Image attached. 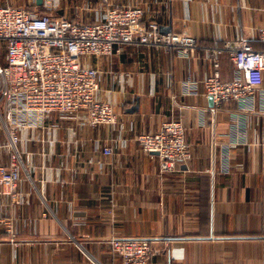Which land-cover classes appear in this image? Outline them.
<instances>
[{
    "label": "crops",
    "instance_id": "obj_1",
    "mask_svg": "<svg viewBox=\"0 0 264 264\" xmlns=\"http://www.w3.org/2000/svg\"><path fill=\"white\" fill-rule=\"evenodd\" d=\"M111 2L140 5L142 23L186 30L201 47L182 56L177 48L129 43L113 56L85 57L100 69L98 96L113 103L120 122L111 129L82 118L72 135L67 126L75 122L53 115L56 133L39 130L22 141L23 201L0 187V264H123L113 236L155 239L161 251L150 264H264V109L216 106L204 86L213 70L207 47L240 38L263 47L264 0ZM7 4L72 21L104 19L102 0H0ZM220 62L222 78H233L227 53ZM187 79L196 81L195 93ZM171 116L184 121L194 156L162 173L157 153L144 151L137 135ZM7 140L0 127V144ZM226 147L231 171L207 172L219 169Z\"/></svg>",
    "mask_w": 264,
    "mask_h": 264
},
{
    "label": "built area",
    "instance_id": "obj_2",
    "mask_svg": "<svg viewBox=\"0 0 264 264\" xmlns=\"http://www.w3.org/2000/svg\"><path fill=\"white\" fill-rule=\"evenodd\" d=\"M102 2L104 19L90 21H72L24 5H0V44L4 47V58L0 59V127L8 137L0 144V187L4 194L23 201L19 186L25 177L23 171L28 170L21 143L39 130L56 133L58 122L49 121L53 115L75 122L67 126L72 135L82 118L93 127L115 129L119 124L113 103L98 96L100 69L85 57L113 56L129 43L166 51L177 48L182 56L197 53L201 47L186 30H162L154 19L142 23L144 10L140 5ZM258 37L262 48L240 38L205 49L213 66L204 80L205 92L216 106L232 101L240 110L256 104L264 109V26L258 29ZM225 53L235 69L231 79L221 76L220 59ZM186 82L189 93H195L196 81ZM137 140L144 151L157 153L162 173L174 171L194 156L186 140L185 123L176 116L165 118L153 132L139 133ZM260 145L264 173V140ZM3 150H7V161ZM103 151L111 153L113 149L104 146ZM230 151L226 147L221 153L219 169L210 166L206 171L212 175L230 172ZM109 242L123 264H150L161 251L155 239L146 237L113 236Z\"/></svg>",
    "mask_w": 264,
    "mask_h": 264
},
{
    "label": "rangeland",
    "instance_id": "obj_3",
    "mask_svg": "<svg viewBox=\"0 0 264 264\" xmlns=\"http://www.w3.org/2000/svg\"><path fill=\"white\" fill-rule=\"evenodd\" d=\"M0 59L2 60L4 58V47L3 44H0Z\"/></svg>",
    "mask_w": 264,
    "mask_h": 264
},
{
    "label": "water",
    "instance_id": "obj_4",
    "mask_svg": "<svg viewBox=\"0 0 264 264\" xmlns=\"http://www.w3.org/2000/svg\"><path fill=\"white\" fill-rule=\"evenodd\" d=\"M37 2H38V3H41V2H42V0H37ZM161 29H162V30H164V29H163V27H161ZM210 99H211V101H212V100H213V97H212V96H210Z\"/></svg>",
    "mask_w": 264,
    "mask_h": 264
},
{
    "label": "trees",
    "instance_id": "obj_5",
    "mask_svg": "<svg viewBox=\"0 0 264 264\" xmlns=\"http://www.w3.org/2000/svg\"><path fill=\"white\" fill-rule=\"evenodd\" d=\"M3 60V59H2Z\"/></svg>",
    "mask_w": 264,
    "mask_h": 264
}]
</instances>
